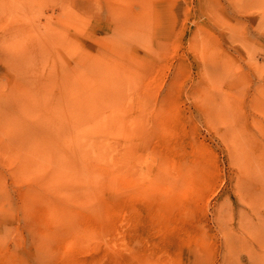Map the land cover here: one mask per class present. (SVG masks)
<instances>
[{
  "label": "rangeland",
  "instance_id": "1",
  "mask_svg": "<svg viewBox=\"0 0 264 264\" xmlns=\"http://www.w3.org/2000/svg\"><path fill=\"white\" fill-rule=\"evenodd\" d=\"M0 264H264V0H0Z\"/></svg>",
  "mask_w": 264,
  "mask_h": 264
}]
</instances>
